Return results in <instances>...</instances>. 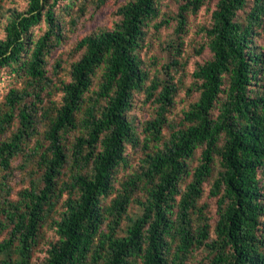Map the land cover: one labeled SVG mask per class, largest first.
<instances>
[{
    "label": "trees",
    "instance_id": "16d2710c",
    "mask_svg": "<svg viewBox=\"0 0 264 264\" xmlns=\"http://www.w3.org/2000/svg\"><path fill=\"white\" fill-rule=\"evenodd\" d=\"M62 1L67 12L73 0H29L24 11L7 15L0 38V69L18 72L31 87L6 96L5 115L17 107L19 125L0 140V233L7 229L0 264H31L40 228L65 193L62 210L52 218L56 239L38 264H184L202 246L209 252L207 264H264V52L252 39L255 29L264 28V0H252L244 20L237 11L247 0H216L211 25L204 28L211 58L191 73L198 96L182 110L180 127L168 120L177 90L173 75L150 78L138 54L160 0H125L111 29L77 41L81 54L68 79L54 82L46 66L61 37L53 7ZM205 1L186 0L180 8L194 12ZM42 17L47 28L35 37L32 27ZM60 67L56 62L51 75ZM51 87L61 98L45 103L42 92ZM138 90L157 103L142 139L127 116ZM24 94L31 101L19 105ZM164 126L170 130L165 139ZM128 147L139 148L142 157L116 186ZM19 154L41 170V184L31 180L12 200L9 168ZM216 159L219 168L208 190L217 214L211 237L207 204L199 200ZM65 169L67 179L61 177ZM135 193L144 196L137 199L141 212L130 217Z\"/></svg>",
    "mask_w": 264,
    "mask_h": 264
},
{
    "label": "rangeland",
    "instance_id": "374dc122",
    "mask_svg": "<svg viewBox=\"0 0 264 264\" xmlns=\"http://www.w3.org/2000/svg\"><path fill=\"white\" fill-rule=\"evenodd\" d=\"M29 0H0V38L4 37V25L7 15L15 10L24 11L28 6ZM125 0H105L103 4L97 6L95 0H73L69 10H62L67 5L66 1L57 3L54 7V16L60 21L61 34L60 41L53 46L48 55L47 75L51 76L53 81L59 79H68L70 65L79 58L81 50L75 48L78 40L85 35L97 32L99 30L111 29L114 23L119 19L116 14L118 6L123 4ZM252 0H247L244 9L237 11V18L244 20L246 12L249 10ZM186 0H160L158 2V14L145 26V35L138 49V54L142 60V65L150 75V78L157 76L159 79L167 78L168 74L173 75V82L177 85L173 103L169 107L168 120L172 126L180 127L182 120V110L186 109L191 102L198 96V90L191 76L194 68L207 59L211 58V52L206 44V36L204 28H209L212 22L211 14L215 8L216 0H206L196 11L190 9L181 10V6ZM181 13L183 18L179 16ZM179 20H183L180 24ZM46 22L43 17L39 23L32 27V33L35 37L41 35L46 30ZM253 46L264 52V28L255 29L252 35ZM177 60V64L171 63V60ZM60 63V69L57 75L52 76V66ZM167 65V66H166ZM263 80L256 82L261 83ZM147 80V84H148ZM258 86V85H255ZM31 87L26 86L24 78L18 72L11 71L10 68L4 66L0 69V120L4 127L0 126V140L5 139L16 131L19 120L17 107L13 110L11 117H7L6 96L11 89H25L29 91ZM43 91L42 96L44 102L55 100L58 102L61 98V92L51 87L48 91ZM21 104H29L31 96L25 95L20 100ZM157 103L153 98L147 99L143 90L133 92L132 105L127 112L128 118L137 128V132L142 139L141 130L145 120L151 119L156 115ZM19 107V106H18ZM217 110H213L215 114ZM45 125L39 127L40 137L44 131ZM168 126L162 129L163 138L169 135ZM72 134L68 138L72 140ZM69 147V141L66 142ZM34 145V138L29 142V146ZM45 145V144H44ZM201 149L198 148L193 157L190 159V166L193 168L197 165ZM128 154V164L121 167L116 173L115 185H119L118 180L122 181L131 172L138 167V161L142 157V151L139 148L126 149ZM219 168L218 160L214 162V171L212 176L203 183V195L199 200L200 204L206 203L205 214L211 228V237H214L213 227L217 219L215 197L209 195V188L213 178ZM9 183L11 192L9 198L16 200L19 198V192L29 187L30 181L40 182L41 170L36 164L27 161L24 155L19 154L13 157L9 168ZM68 171L64 170L62 178L67 179ZM190 178H188L189 180ZM264 184V178L262 179ZM66 197V193L58 201L55 209L51 212L45 223L40 228L37 244L32 250L31 264H38L46 256V248L50 242L56 239L54 229L52 228V218H56L58 211L62 210V200ZM113 197L110 195L102 199V203L106 204ZM143 193H135L131 203L128 205L127 214L135 217L141 212V206L137 203V199H143ZM127 221L123 220L119 234L124 233ZM7 236V229L0 233V239ZM209 258L208 249L199 247L192 250L184 260V264H207Z\"/></svg>",
    "mask_w": 264,
    "mask_h": 264
}]
</instances>
